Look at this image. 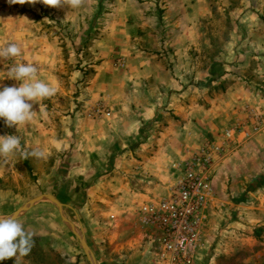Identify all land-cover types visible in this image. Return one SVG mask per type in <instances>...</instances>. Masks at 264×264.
Here are the masks:
<instances>
[{
  "label": "rangeland",
  "instance_id": "374dc122",
  "mask_svg": "<svg viewBox=\"0 0 264 264\" xmlns=\"http://www.w3.org/2000/svg\"><path fill=\"white\" fill-rule=\"evenodd\" d=\"M107 1L82 0L79 7L71 8L51 7L41 0H23L24 4L0 0V46L14 42L22 49L21 56L0 60V89L19 87L21 82L8 78V73L16 63L25 62L34 63L38 78L57 89L54 96L38 102L41 110L33 115L34 125L45 128L18 132L0 119V135H17L22 151L37 149L46 154L42 159H25L16 151L6 162L0 160V216L35 196L54 194L66 204L65 216L83 230L99 264H156L151 231L139 217L141 205L169 192L180 174L173 163L190 158L206 141L220 143L225 130L241 123L246 132L235 135L233 147L215 164L211 193L200 213L201 245L194 264H264V171H251L253 162L246 156L232 159V171H216L243 140L264 131V119L261 128L253 131L248 116L249 110L264 113V0H125L134 13L156 16L162 37L156 53L168 61L176 55L169 41L171 32L164 26L169 22L165 15L197 16L195 43L184 50L179 71L185 73V63L189 64L185 73L190 74L189 88L183 93L163 92L155 100V95L139 97L159 103V112L129 147L137 149L144 138L142 155L152 160L158 151L156 136L163 134L168 120L182 125L188 106L213 109L209 119L216 138L197 143L194 150L170 161L169 171L158 174L144 168L123 171L121 165L119 171L107 165L97 171L86 157L84 168L75 171L81 163L77 152L86 142L108 149L113 108L125 113L131 99L126 93V58L109 53L108 40L102 41L109 27L102 13L116 5ZM247 10L254 14L244 15ZM208 67L212 77L203 80L199 75ZM169 68L176 77L173 62ZM85 119L97 123L89 127ZM202 127H197L198 133ZM60 135L67 139L66 145L58 148L47 143ZM64 152H68L65 157ZM17 219L34 234L31 251L21 260L13 257L0 264H89L78 238L51 201H37Z\"/></svg>",
  "mask_w": 264,
  "mask_h": 264
},
{
  "label": "crops",
  "instance_id": "0c3cea01",
  "mask_svg": "<svg viewBox=\"0 0 264 264\" xmlns=\"http://www.w3.org/2000/svg\"><path fill=\"white\" fill-rule=\"evenodd\" d=\"M110 3L116 5L114 8L111 7L109 9L111 12L102 13L103 19H106L109 24L108 29L105 30L107 34L104 35L102 41L105 43V40H108L106 45L109 53L113 55L122 53L125 56V68L128 69L125 81L127 83L126 93L131 99L129 105H125L124 107L125 113H120L116 108H113L114 118L110 121L113 131L109 133V137L107 138L109 141L108 149L100 146L101 143L96 146L86 142L85 147L77 152L81 163H79V166H76L75 171L84 168L82 161L85 157L87 160H91L93 167L97 168V171L100 166L105 165L109 166L111 171H119L117 169L119 165L122 166L123 171H138L135 170L136 168H140V170L144 168L143 171L150 170L157 174L158 171H169L168 164L174 158L184 156L186 153L194 150L196 144L206 138H216V131L214 130V126H212V121L209 119L213 112L212 108L209 111L206 107L188 106L183 112L182 118L186 121L182 125L178 124L175 120H168L163 134L159 135V137L157 135L155 138L158 144V151L155 152L152 160H148L147 156L142 155L141 150H144L142 141L144 138H140L142 141L137 149H131L129 144L131 139L142 134V131L145 129L144 127L148 125L151 117H155L159 112V103L149 100L144 101L139 97L155 95V100L158 99V96H162L163 92L167 93L170 91V93H174V91H178L183 93L186 91V87L189 88L190 74L186 75V72H189V64L185 63L187 64L186 74L179 71L183 63L181 60L185 58L184 50L195 43V19H197V16L165 15V18L169 22L165 23L164 26L171 32L169 34V41L176 55L168 61L162 53H156V50L161 46L162 37L159 36L158 28L155 26L157 24L155 15L134 13V8L125 0H112V2L108 0L107 4L111 5ZM249 14L253 15L254 12L251 10L244 12V15ZM170 62H173L176 77L171 75ZM259 71L262 72L263 69H259ZM206 76L212 77L211 68L209 67L206 71H201V75H199L203 80H205ZM121 88H123V85ZM159 99L163 101V98ZM32 110L35 117L41 110L38 107V103L33 104ZM199 112L204 113L197 115ZM176 113L178 114L179 112ZM83 121L89 127L97 123L95 121L91 123L86 119ZM202 124L203 130H200L198 133L197 127L202 126ZM35 127L45 128L46 126L41 123L34 125L31 121L26 126L21 125L17 130L18 132H22V129L34 130ZM101 128H103V125H101ZM96 134L100 135V132L96 131ZM256 135L243 140L241 148L223 159L216 171H227L226 169L232 171L230 169L233 165L232 161L237 160L239 157L245 158V156L253 162V170L251 169V171H264L262 158L264 155V131ZM47 143L55 144L56 147L60 148L67 144V139L60 135L57 141ZM88 144H91V147ZM163 144L165 149H163ZM79 145L83 146L84 144L81 142ZM64 153L62 155L64 154L65 157L68 152ZM132 160L137 163L132 164ZM171 170L176 171L175 169Z\"/></svg>",
  "mask_w": 264,
  "mask_h": 264
},
{
  "label": "built area",
  "instance_id": "2783aa9c",
  "mask_svg": "<svg viewBox=\"0 0 264 264\" xmlns=\"http://www.w3.org/2000/svg\"><path fill=\"white\" fill-rule=\"evenodd\" d=\"M100 110L97 109V112ZM108 114V113H107ZM249 127L261 128L264 113L249 110ZM246 132L239 123L225 130L220 143L204 142L188 159L175 162L180 168L169 192L144 202L139 209L142 224L149 229L156 264H194L200 242V213L211 193L215 164L235 144V135Z\"/></svg>",
  "mask_w": 264,
  "mask_h": 264
},
{
  "label": "clouds",
  "instance_id": "9594fccd",
  "mask_svg": "<svg viewBox=\"0 0 264 264\" xmlns=\"http://www.w3.org/2000/svg\"><path fill=\"white\" fill-rule=\"evenodd\" d=\"M16 4V0H9ZM32 0L31 3H35ZM51 7L67 5L79 7L82 0H41ZM21 4H24L21 0ZM22 49L17 43L0 46V60L14 59L21 56ZM39 70L34 63H16L9 69L8 78L21 82L19 87H3L0 89V119L9 128L16 129L26 126L33 119V104L56 94V87L38 78ZM16 151H21L25 159L35 157L45 158L42 150L33 149L31 152L21 150V141L17 135H0V160L7 158ZM33 233L24 229L23 224L14 216H0V261L15 257L21 260L27 256L33 245Z\"/></svg>",
  "mask_w": 264,
  "mask_h": 264
},
{
  "label": "water",
  "instance_id": "95a60500",
  "mask_svg": "<svg viewBox=\"0 0 264 264\" xmlns=\"http://www.w3.org/2000/svg\"><path fill=\"white\" fill-rule=\"evenodd\" d=\"M41 199H46L51 201L56 208L58 209L62 220L64 223H66L71 230L74 232L75 236L79 240V244L82 247L86 258L89 262V264H99L98 260L96 259L93 251L89 248V246L86 243L85 235L83 230L80 228L78 229L66 216L63 211V208L66 206V204L62 203L54 194H49V193H44L40 194L38 196H35L25 202L24 204L20 205L16 210H14L11 214L5 215V216H14V217H19L21 216L26 210H28L30 207H32L37 201Z\"/></svg>",
  "mask_w": 264,
  "mask_h": 264
},
{
  "label": "trees",
  "instance_id": "16d2710c",
  "mask_svg": "<svg viewBox=\"0 0 264 264\" xmlns=\"http://www.w3.org/2000/svg\"><path fill=\"white\" fill-rule=\"evenodd\" d=\"M7 264H11V262H7Z\"/></svg>",
  "mask_w": 264,
  "mask_h": 264
}]
</instances>
